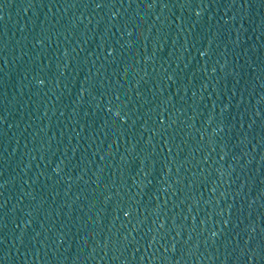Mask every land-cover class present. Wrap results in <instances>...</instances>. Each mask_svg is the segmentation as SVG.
<instances>
[{
  "label": "water",
  "instance_id": "water-1",
  "mask_svg": "<svg viewBox=\"0 0 264 264\" xmlns=\"http://www.w3.org/2000/svg\"><path fill=\"white\" fill-rule=\"evenodd\" d=\"M0 264H264V0H0Z\"/></svg>",
  "mask_w": 264,
  "mask_h": 264
}]
</instances>
